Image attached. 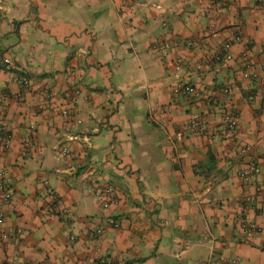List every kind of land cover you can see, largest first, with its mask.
<instances>
[{
  "label": "crops",
  "instance_id": "obj_1",
  "mask_svg": "<svg viewBox=\"0 0 264 264\" xmlns=\"http://www.w3.org/2000/svg\"><path fill=\"white\" fill-rule=\"evenodd\" d=\"M237 36L233 59L216 62ZM178 83L198 97H175ZM231 109L239 124L227 138ZM4 123L12 199L0 192V264H264L259 0H0ZM251 161L263 192L243 213L255 195L240 178ZM98 187H113L119 206L104 210ZM242 213L258 234L239 228Z\"/></svg>",
  "mask_w": 264,
  "mask_h": 264
},
{
  "label": "built area",
  "instance_id": "obj_2",
  "mask_svg": "<svg viewBox=\"0 0 264 264\" xmlns=\"http://www.w3.org/2000/svg\"><path fill=\"white\" fill-rule=\"evenodd\" d=\"M259 1L262 4H264V0H259ZM240 41H241V37L237 36L235 37L233 41L225 43L223 46L222 53L215 58L216 62L222 63V62L231 61L233 59V55L231 52L232 47L234 46L235 43H238ZM191 44L192 43H188V45H191ZM168 48H169V45L167 44L156 45V47H154V49L157 51H164ZM251 76L252 75H250V77ZM245 77L248 78L249 74H245ZM21 82L23 85H29V80L27 78H23ZM231 92H232L231 87H226L224 89V93L226 94H229ZM79 94H80L79 90H75V95L78 96ZM173 95L175 97L184 96V97L192 98V97H198V91L196 87H194L193 85L189 83H178L175 85L173 89ZM47 97L50 102H53L55 100V96L53 94H49ZM204 99L208 104H211L213 102V99L210 96L205 97ZM249 101L251 102L254 101V97H250ZM59 110L63 116L67 118H72L73 115L70 109L65 108V107H60ZM224 123L226 125L227 138H232L239 124V116H238L237 111L233 109L225 111ZM189 129L193 136L202 135L203 122L199 115L193 116L189 124ZM0 133L3 135V141L0 147V155H3L11 147V142H12L6 123L2 124V126L0 127ZM250 152H251L250 146H243V147H240L239 149V155L241 156L250 154ZM63 153L68 154V150L64 149ZM261 172L262 170L259 164L257 163V161H251L245 165V167L240 173V178L242 179V181L247 186L251 185L255 189V195L253 196L248 195L242 200L241 209L243 213L247 212V210H250V209H253V210L256 209L255 202L257 201V198H259L262 195V192H263V185L259 181H257V177L261 174ZM5 179H6V173L4 171H0V192L2 195V201L4 203H9L12 199V195L6 186ZM93 194L98 199L101 207L104 210H109L113 207L119 206L120 204L118 193L113 187H104V188L98 187L93 190ZM68 210L69 209H67V211ZM243 213L238 218L237 224L239 228L243 232H245L248 237H253L254 235L260 232V228L255 222L248 220L243 215ZM4 221H5V216L3 213L0 212V225H2ZM108 222L111 226H114L116 228L120 227V224L113 219H110ZM19 233H21V231H19ZM101 233H102L101 230L97 231V234H101Z\"/></svg>",
  "mask_w": 264,
  "mask_h": 264
}]
</instances>
